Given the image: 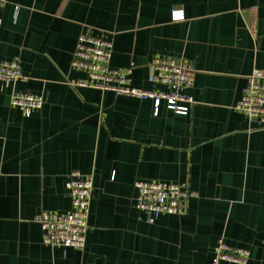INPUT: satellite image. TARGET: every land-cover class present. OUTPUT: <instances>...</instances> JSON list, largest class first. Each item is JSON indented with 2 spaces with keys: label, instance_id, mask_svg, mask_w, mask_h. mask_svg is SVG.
<instances>
[{
  "label": "crops",
  "instance_id": "obj_1",
  "mask_svg": "<svg viewBox=\"0 0 264 264\" xmlns=\"http://www.w3.org/2000/svg\"><path fill=\"white\" fill-rule=\"evenodd\" d=\"M0 18V61L18 57L26 77L0 82V264H211L220 237L264 264V129L234 108L264 72V0H6ZM85 26L108 32L110 66H131L132 86L165 90L149 82L154 57L189 61L188 112L75 85ZM12 89L42 94L41 109L23 116ZM72 170L93 178L85 246L44 245L35 217L69 208ZM137 180L195 196L183 215L151 217L135 206Z\"/></svg>",
  "mask_w": 264,
  "mask_h": 264
},
{
  "label": "built area",
  "instance_id": "obj_2",
  "mask_svg": "<svg viewBox=\"0 0 264 264\" xmlns=\"http://www.w3.org/2000/svg\"><path fill=\"white\" fill-rule=\"evenodd\" d=\"M6 0H0V9ZM172 21L184 20L182 9L170 12ZM1 26V18H0ZM112 40L108 32L94 30L85 26L80 32L72 57L70 69L82 71L86 77L75 85L109 90L116 95H126L138 99H151L153 113L164 101L166 107L178 114H186L193 103L188 89L193 86L195 69L181 57L158 56L152 59V74L149 82L165 87V90L144 89L130 84L131 66L112 68L110 58ZM18 57L0 61V82L13 84L25 80ZM44 96L29 91L12 89L9 105L17 107L23 116L29 117L39 111ZM234 108L248 121H254L264 129V72L255 68L248 75L246 85ZM135 206L151 217L169 213L183 215L189 198L195 192L188 189L186 183L161 180H137ZM64 187L70 199L69 208L62 213L41 211L35 220L41 228V242L47 246L73 247L83 249L88 230L87 218L90 211L93 178L92 175L72 170L65 178ZM249 250L246 247L231 246L221 237L213 248L211 264L226 261L234 264H246Z\"/></svg>",
  "mask_w": 264,
  "mask_h": 264
}]
</instances>
